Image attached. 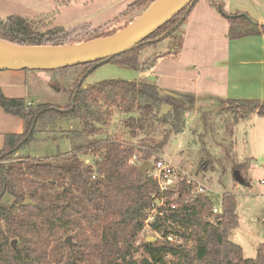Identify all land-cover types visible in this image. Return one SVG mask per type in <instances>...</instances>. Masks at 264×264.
<instances>
[{
    "label": "trees",
    "instance_id": "1",
    "mask_svg": "<svg viewBox=\"0 0 264 264\" xmlns=\"http://www.w3.org/2000/svg\"><path fill=\"white\" fill-rule=\"evenodd\" d=\"M154 1L133 0L126 10L149 6ZM208 3L216 6L212 0ZM192 5L125 52L105 61L82 63L83 72L64 89V104L27 105L22 98L6 97L0 88V106L23 121L22 131L6 134L0 150V264H264V244L257 247L255 257L245 258L241 246L229 239L238 218L235 195L224 192L220 210L213 214L214 195L195 194L186 201L188 192L183 180L175 184V199L166 200L160 207L162 214H155L148 223L153 238H142L139 248L143 253L136 256L138 246L134 242L143 224V209L150 206L151 194L156 191L154 180L149 176L143 180L139 165L158 157L170 133L183 131L184 113L189 106L178 95L164 93L153 83L105 79L83 85L86 75L102 62L140 69L141 50L156 39L171 35ZM224 15L228 39L264 33V23L246 11ZM53 20L43 15L0 17V40L19 45H62L75 42L69 37L77 29L90 28L89 24L69 29L51 26ZM164 103L171 109L159 118L157 114ZM114 109L130 113L123 124L133 137L147 133L155 123H169V128L161 138H140L139 143L95 138L103 133ZM221 109L231 112L235 120L251 113L264 117V98L226 99ZM132 111L136 113L131 114ZM58 118L78 119L80 123V128L65 132L71 142L70 150L51 157H15L45 124ZM89 153L94 155L92 163L79 156ZM133 155L136 160L130 164L128 160ZM242 176L245 182L247 179ZM124 185L135 186L147 200L136 210L130 208L129 216L119 213ZM171 193L170 189L166 191V198ZM5 194L12 199L9 205L1 203ZM26 198L30 203L23 204ZM172 203L174 209L170 208ZM134 210H139V215H134ZM167 234H177L182 241H167ZM67 235L73 237L71 246L64 242ZM12 239H16L15 247ZM166 254L170 258L164 260Z\"/></svg>",
    "mask_w": 264,
    "mask_h": 264
},
{
    "label": "rangeland",
    "instance_id": "2",
    "mask_svg": "<svg viewBox=\"0 0 264 264\" xmlns=\"http://www.w3.org/2000/svg\"><path fill=\"white\" fill-rule=\"evenodd\" d=\"M132 1L0 0V17L14 14L34 18L43 15L53 17L51 26L65 29L89 24L90 28L82 27L70 35V40L78 43L125 28L153 3L127 11L126 6ZM212 1L216 6L210 8L204 7L205 0H198L193 11L171 35L146 45L140 53L143 63L140 69L102 62L86 75L83 85L105 79L142 81L156 84L162 91L173 92L187 102L189 109L184 113L183 131L170 133L157 156L172 161L216 194L231 192L235 195L238 218L237 225L229 232V239L241 246L245 258H253L257 247L264 244V183L261 182L264 180V117L251 113L235 120L234 115L221 106L226 99H240L237 96L240 94L247 96L241 99L264 98V62L229 56L241 41L225 37L228 27L224 13L236 6L264 17V0ZM83 70V64L64 69H34L40 79L35 84L30 83L32 99L40 101L38 103L64 104L67 100L64 89ZM128 115L130 113L114 109L109 122L103 126V133L95 138L139 143L140 138L147 141L159 139L169 128V123H155L147 133L133 137L123 124ZM73 128H80L78 119L58 118L52 124H45L28 145L16 152L15 157L25 154L51 157L58 152L65 153L71 148L65 132ZM79 156L87 163L94 160L91 153ZM236 169L247 179L245 182L235 180L233 171ZM11 200L5 194L1 203L9 205ZM142 203L147 204V200L139 189L133 185L123 186L121 215L129 216V209L134 207L136 210ZM149 208L143 209L144 217ZM135 210L132 213L139 215V210Z\"/></svg>",
    "mask_w": 264,
    "mask_h": 264
},
{
    "label": "water",
    "instance_id": "3",
    "mask_svg": "<svg viewBox=\"0 0 264 264\" xmlns=\"http://www.w3.org/2000/svg\"><path fill=\"white\" fill-rule=\"evenodd\" d=\"M194 1L195 0H166L146 16L142 18L138 17L134 22L117 32L105 37L93 38L78 43L62 45H19L6 42L8 46L0 47V70L13 67L55 69L97 60L105 61L113 55L125 52L142 42L147 36L175 16L183 8L187 10ZM93 42H96V44L89 48L88 45ZM86 47L88 49H86ZM50 52L63 54L65 56L54 62H42L39 60L38 57L40 55H45ZM169 109V104H162L157 116L159 118L162 117ZM151 167V160H145L139 165V170L144 181L147 179V171ZM233 176L237 182H244V178L238 169L233 171ZM28 203H30V199L26 198L23 204ZM64 242L68 246H71V235H67L64 238ZM15 244L16 239H12L11 245L15 247Z\"/></svg>",
    "mask_w": 264,
    "mask_h": 264
},
{
    "label": "crops",
    "instance_id": "4",
    "mask_svg": "<svg viewBox=\"0 0 264 264\" xmlns=\"http://www.w3.org/2000/svg\"><path fill=\"white\" fill-rule=\"evenodd\" d=\"M196 4L197 1L192 5L191 7L192 11H193L192 9L193 6L195 7ZM204 7L212 8L213 6H211L208 3V0H205ZM236 11H246L250 16L258 20L259 23H264V17L262 15L251 14L245 8H238L236 6H232L230 7V9H228L227 12L228 14H232ZM227 27H228V22H227ZM237 39L240 40L241 42H239L238 47L237 46L235 47L234 51L230 52L231 55L229 56L231 58H238L239 56H244L247 57L248 60L250 59L253 61V60L261 59V61L264 62V33H261L260 35L245 36ZM33 71L34 69L23 68V67H13L9 69L0 70V88L3 94L8 98H22L27 105L40 102V101L34 102V100L32 99L33 96L30 88L31 87L30 83L33 82L35 84L40 79V75L38 73L36 74ZM251 79L252 76H250L249 80ZM263 86H264V80H263ZM163 92L170 93L169 91H163ZM237 96H239V98L247 97L241 94ZM34 98L36 100H39L36 97ZM62 119L64 118H61V120ZM22 128H23L22 119L17 115L7 113L0 106V150L4 146L5 135L19 133L22 131Z\"/></svg>",
    "mask_w": 264,
    "mask_h": 264
},
{
    "label": "built area",
    "instance_id": "5",
    "mask_svg": "<svg viewBox=\"0 0 264 264\" xmlns=\"http://www.w3.org/2000/svg\"><path fill=\"white\" fill-rule=\"evenodd\" d=\"M136 160V156L133 155L129 160L128 163L132 164ZM152 167L147 171V176H149L152 180H154L156 185V191L151 194V205L149 206L150 210L147 212V216L143 218V224L140 228L139 232L135 237V245L138 246L136 256H139L143 253V250L139 248V244L142 241V238L146 235L147 239H152L153 237L148 233V223L153 219L155 214H162L160 209L163 206L166 200L172 201L175 199L177 195L176 183L178 180H183L186 184V191L188 192L186 201H188L193 195L205 193V194H212L214 196V202L212 205V213L216 214L220 210L221 205V195L216 194L213 190L207 188L202 183L197 181L193 176L187 174L181 168L177 167L173 164L172 161L157 157L156 159L151 160ZM264 183V180L261 181ZM172 192L171 195L166 198L165 192L168 191ZM171 209L175 208V203L170 205ZM164 239L171 242H181L182 239L177 234H167ZM170 257L166 254L164 255V260L169 259ZM171 264V263H170Z\"/></svg>",
    "mask_w": 264,
    "mask_h": 264
},
{
    "label": "bare ground",
    "instance_id": "6",
    "mask_svg": "<svg viewBox=\"0 0 264 264\" xmlns=\"http://www.w3.org/2000/svg\"><path fill=\"white\" fill-rule=\"evenodd\" d=\"M165 1L166 0H155L151 4V6H149V8L146 10V12L143 13V15L140 17L142 18L143 16H146L147 14H149L150 12L155 10L158 6H160ZM95 44H96V42H93V43L89 44L88 47L91 48ZM6 46H8L7 43L0 40V47H6ZM86 49H88V48L86 47ZM64 56L65 55H63V54H57V53H51L50 52V53H47L45 55H40L38 58L42 62H54L56 60L63 58Z\"/></svg>",
    "mask_w": 264,
    "mask_h": 264
}]
</instances>
